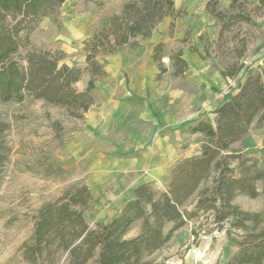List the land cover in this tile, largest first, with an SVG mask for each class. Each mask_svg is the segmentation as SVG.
<instances>
[{"label":"rangeland","instance_id":"1","mask_svg":"<svg viewBox=\"0 0 264 264\" xmlns=\"http://www.w3.org/2000/svg\"><path fill=\"white\" fill-rule=\"evenodd\" d=\"M127 1L130 0H66L56 13L37 23L29 33L30 42L34 47L61 51L64 63L82 71L78 88L85 89L90 78L85 42L97 30L109 26L110 17L121 13ZM175 1L181 7V14L171 17L179 22V27L165 17L163 24L160 21L156 25L159 31L155 38L152 34L137 38L139 43L145 41V45H153L152 49L157 43H164L161 64L167 68L166 79L159 81L158 67L154 73L146 65L143 76L139 65H129V61L138 57L131 49L141 45L126 44L111 55L97 57L106 74L97 77L96 88L92 90L94 102L82 119L30 95L21 103L0 100V121L8 124L0 139L11 148L9 159L0 172V264H30L23 259L20 248L33 230L40 205L55 201L72 186L85 183L92 190L91 206L85 216L93 228L99 223L110 222L133 197L138 185L148 183L158 192L166 190L170 179L164 168L160 170L155 166L160 153H165L163 144L159 143L160 147L156 144L159 135L169 132L173 137V158L180 154H200L203 136L190 132L191 124L197 123L194 117L205 108L207 119L214 124V105L224 98L223 95L238 88L248 73L243 69L238 76L221 85L223 70L234 63L260 70L264 54L262 0H218L217 3L210 0L211 6L222 12L220 18L206 6L205 14L199 8L190 13L183 10L190 0ZM193 1L192 5L198 7L201 0ZM245 16L248 18H242ZM157 35L167 38L168 43L158 41ZM178 50L193 58L197 68L176 74L171 55ZM240 52L244 54L240 56ZM213 74L215 78L210 79L216 85L215 93L203 95L200 106L197 89L201 90L208 83V76ZM188 106L193 114L178 115ZM175 112L176 120L173 121ZM162 113L166 116L162 117ZM165 120L169 121L165 123ZM98 129L105 133L101 142L93 139ZM96 131L98 133L94 134ZM176 136L182 139L177 140ZM92 144L96 148L91 149ZM97 146L108 148V166L97 165ZM235 147L264 164V124L254 123L248 135L236 142ZM195 198L193 196L190 202ZM237 201L250 210L264 206L262 196L240 195ZM208 222L207 217L201 216L176 230L171 241L157 253L158 261L163 264H227L238 247L224 232L200 231L199 237L192 233L193 228L200 230L199 225ZM171 225L167 224L165 230ZM139 228L138 222L128 236L137 233Z\"/></svg>","mask_w":264,"mask_h":264},{"label":"trees","instance_id":"2","mask_svg":"<svg viewBox=\"0 0 264 264\" xmlns=\"http://www.w3.org/2000/svg\"><path fill=\"white\" fill-rule=\"evenodd\" d=\"M65 1L0 0V100L21 103L30 95L82 119L94 102L97 77L106 74L97 57L111 55L126 44L139 45L138 37H149L165 17L181 12L174 0L125 2L122 12L110 17V25L85 42L90 78L80 90L76 83L82 71L64 63L61 51L34 47L29 39L37 23L56 13ZM206 7L214 16H222L210 0ZM163 49V42L153 48L160 69L157 78L167 71L161 64ZM183 55L182 50L171 55L178 75L188 69ZM243 69L248 73L237 91L214 110L215 123L203 119L190 126L192 133L203 136L201 153L175 163L166 190L158 192L148 183L138 185L110 222L93 228L85 216L92 190L85 183L72 186L55 201L40 205L33 230L20 248L23 259L30 264H163L157 253L176 230L205 216L209 222L192 233L199 237L200 231L224 232L238 247L227 264H264V206L250 210L237 201L240 195L264 200V164L235 147L254 123L264 124V57L260 70L234 63L223 75L232 78ZM7 128L0 121V138ZM10 151L0 139V172ZM138 222L139 231L128 236ZM167 224L172 225L165 230Z\"/></svg>","mask_w":264,"mask_h":264},{"label":"crops","instance_id":"3","mask_svg":"<svg viewBox=\"0 0 264 264\" xmlns=\"http://www.w3.org/2000/svg\"><path fill=\"white\" fill-rule=\"evenodd\" d=\"M195 1H193V0H190V1H188L187 3H189V4H185V6H184V9L183 10H187V11H189L190 13H194V12H196V10L199 8V10H203L202 12H203V14H205L207 11L205 10L206 9V1H204V0H201L200 1V3L198 2V7H195L194 6V4L192 5V3H194ZM174 6L179 10V9H181V7L178 5V3L175 1L174 2ZM200 13V12H199ZM208 14V13H207ZM209 15V14H208ZM193 17H195V16H193ZM170 18V22L171 21H174L175 23H177L176 24V28H177V26L179 27V22H176L171 16L169 17ZM179 18V17H178ZM177 18V19H178ZM169 22V23H170ZM161 24H163L162 23V21L160 22ZM171 24V23H170ZM159 29V26H157L156 28H155V30H154V32L152 33V38H155V36H156V31H159L158 30ZM150 36V37H151ZM157 37H158V35H157ZM159 39H158V41H160V40H162V41H164L165 43H168V40H167V38H165V37H158ZM145 43V41H141V43H140V47H135V48H132L131 49V51L133 52V54L134 55H137L138 57H134L135 59H132L131 61H129L128 63H129V65L131 64V65H139V69H140V71H143V76H144V74H145V66L146 65H148L150 68H152L153 70H154V73H156L158 70H157V68L156 67H158L157 65H156V62H155V60H154V57H153V55H154V53H152L153 52V49H152V47H153V45L152 46H150V45H145L144 44ZM151 43H152V41H151ZM146 47H147V49H146ZM168 48V46L166 47V49ZM166 49H165V53H166ZM144 50H146L145 51V53L147 54V55H144L145 53L143 52ZM184 52V54L185 55H183V57L185 58V60H187V63H188V68L189 69H192V68H197V66H196V64H194L193 62H192V60L194 61V59L192 58V60L189 58V56H187V54H186V52L185 51H183ZM144 55V56H143ZM166 55H167V53H166ZM192 57H194L193 55H191ZM263 57H264V54H263V56L261 57V61H262V59H263ZM136 58H138L137 60H136ZM136 60V61H135ZM262 63V62H261ZM167 73V71L162 75V77H161V79H159V81H162V79L164 80V79H166L165 77H164V75ZM186 73V72H185ZM179 75H182V74H179ZM215 78V76H214V74H213V76H208V83L207 84H205L204 86H203V88H201V90L200 89H197V97L200 99L199 100V104H200V106H202V103H203V101H204V99H202V96L204 95V96H211V94H214L215 93V89H216V85H215V83L212 81V79H210V78ZM204 80V78L202 77L201 78V80ZM227 79L229 80V78L228 77H226V76H222L221 77V81H222V84L221 85H224V84H227L228 83V81H227ZM245 79V78H244ZM211 80V81H210ZM243 81V80H242ZM76 86H78V87H80L79 86V81L76 83ZM82 90V89H81ZM237 91V88L236 89H234V90H232L229 94H225V95H223L224 96V98L221 100V101H217V104H215L214 105V107H213V109H212V112L214 113V121H215V118H216V114H215V112H214V110L221 104V103H223V102H225V101H227V100H229L231 97H232V94L233 93H235ZM192 106V105H191ZM191 106H188V109L186 108V111H182L181 113H178V115L179 114H181L182 116L183 115H188V114H193L194 112H192V108H191ZM201 109V108H200ZM206 110L207 109H205V108H202L200 111H199V113H197V116H195L194 117V119H197V121L196 122H198V121H200V120H207V121H209L208 119H207V116H206ZM175 114H177V112H175L173 115V117L175 118V119H173V121H175L176 120V116H175ZM161 116L163 117V116H166V114L165 113H162L161 114ZM168 119V118H167ZM96 119H94V121H95ZM169 120H165V123H167ZM98 122H100L99 120H98ZM196 124V123H195ZM179 125V124H178ZM191 125H193V124H191ZM191 128V127H190ZM98 131H99V133L96 131V132H93L94 134L95 133H98V135L96 136H94L93 135V139H97L96 140V142L98 141L99 142V139H100V142H101V138L105 135V133L100 129H98ZM190 132H191V130H190ZM92 133V134H93ZM192 133V132H191ZM192 134H195V135H201L200 133H192ZM174 138H177V140L178 139H182L180 136H176V137H174ZM159 143H162L163 144V146H162V148L164 149V152L165 153H160V155L157 157V158H159L158 160H156V161H158L157 163L155 162V166H158L157 168L158 169H163L164 168V172L165 173H167V178H169L170 179V177H171V175H172V169H173V167H174V165H175V163L177 162V161H179V160H182V159H184V158H189V156H193V155H198V154H189V155H187V154H180L179 156H176V157H174L173 158V156H172V150L174 149V144H173V137L171 136V134L169 133V132H164V133H162V134H160L159 135V138H157L156 139V144H158V147H160V144ZM98 144V143H97ZM93 146L91 147V149H93V147H95L96 148V145L95 144H92ZM98 146H100L99 144H98ZM97 146V149H95L96 150V161H97V165H100L101 167H105V166H108V163H110V160H109V158H107V156H106V154H107V147L106 148H103V147H101V148H99ZM157 147V148H158ZM119 149V148H118ZM117 149V151H119ZM158 149H160V148H158ZM159 151V150H158ZM159 154V153H158ZM157 169V170H158ZM134 191H135V189H134ZM131 198V197H130ZM129 198V199H130Z\"/></svg>","mask_w":264,"mask_h":264}]
</instances>
